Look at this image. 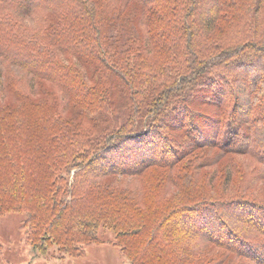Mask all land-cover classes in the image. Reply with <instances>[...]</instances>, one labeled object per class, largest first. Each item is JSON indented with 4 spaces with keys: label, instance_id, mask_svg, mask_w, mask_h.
<instances>
[{
    "label": "trees",
    "instance_id": "trees-1",
    "mask_svg": "<svg viewBox=\"0 0 264 264\" xmlns=\"http://www.w3.org/2000/svg\"><path fill=\"white\" fill-rule=\"evenodd\" d=\"M214 1L213 17L202 18L201 0H0V93L22 89L14 68L47 83L29 88L40 101L0 102L3 120L25 126L26 135L19 171L0 170V211L24 212L27 235L40 250L53 244L78 255L97 241L102 225L131 264H201L192 252L199 239L240 258L228 264H264V198L244 186L249 176L264 181V171L237 168L234 180L226 171L224 182L233 181L226 194L193 188L196 170L213 161L196 148L246 154L264 169V0ZM29 16H39L43 26L26 28ZM251 58L263 65L259 71ZM231 66L246 74L228 75ZM200 100L227 104L229 113L199 112ZM237 111L241 119L232 117ZM169 112L185 139L163 136L158 155L143 141ZM231 117L234 126L224 128ZM13 126L4 130L16 132ZM8 134H1L7 145ZM128 139L146 144L143 157L122 149L123 159L102 162ZM12 155L0 147L4 164L15 166ZM176 165L166 177L178 189L167 199L164 175L145 170ZM31 173L41 185L46 176L53 179L38 188L25 179ZM225 206L261 238L240 234L223 217Z\"/></svg>",
    "mask_w": 264,
    "mask_h": 264
},
{
    "label": "rangeland",
    "instance_id": "rangeland-1",
    "mask_svg": "<svg viewBox=\"0 0 264 264\" xmlns=\"http://www.w3.org/2000/svg\"><path fill=\"white\" fill-rule=\"evenodd\" d=\"M214 0H201L202 9L201 14L202 18H206L207 16L211 15L213 17V3ZM210 32H206V35L209 37ZM218 34L216 32L213 33ZM200 47V46H199ZM153 55V54H152ZM155 56H153L154 58ZM64 60L67 61L69 59V56H63ZM252 63L255 64L256 70L259 71V69L262 68V64L257 60V58H251L250 59ZM15 69V77H17L23 84L20 86L22 89L17 90L16 94L20 95V99H17L16 96L11 92L6 93H0V102L1 104L11 103L13 105L16 104H25L28 105L34 100H41L42 95H36L37 93L35 91H31L29 88L32 85L34 88L39 87L38 85L45 86L47 83L45 81H39V79L32 78L31 74L26 72L25 70L14 68ZM226 73L232 76H239L243 77L244 74H246L245 70H243L240 67H229L226 71ZM20 77L23 78V81ZM241 78L236 79V84L239 88L238 94L241 95L240 103L242 104V107L245 105H248L247 96L245 95V88L242 89V82ZM246 84H248V80L246 81ZM248 87V85H247ZM24 91V94L22 92ZM235 91V90H233ZM18 100V101H17ZM20 100V101H19ZM203 100H200L195 105L196 108L199 110V112L208 113L215 116H222L224 115L223 109L229 113V108L227 104L224 108H219L218 106L211 105L209 103L201 102ZM21 104V105H22ZM240 112V111H239ZM237 112H231L232 117H235V119H241V114ZM228 118L226 120L225 127H232L234 126L235 122L234 120ZM164 121H162L161 128L156 129L154 132L149 133L143 142H147L148 145H152L153 148L149 149L148 151L153 152L156 150L158 155H160V147L162 146V137L165 135H169L175 140H183L185 139L183 135L180 133L179 130V124L180 121L178 118L175 119V116L173 113H167L165 114ZM174 119V121H173ZM201 122V125H206V122L203 121V119H198ZM16 124H7L5 120H3L2 116H0V147L2 146L3 149L6 151H10L14 158V164L15 166H11L7 159H5V164L0 160V170L4 171H13L20 169V161H21V146L22 143H24L23 139H25L26 135L24 133V127L25 126H13ZM13 126L15 129H18L16 132L12 130L5 131L4 129H7L6 127ZM183 127H186V124L183 125ZM2 132H13V135H7L9 139V144L7 145L5 143V139H2ZM5 137V138H6ZM128 139L122 146L123 147H114L112 151H108L106 155L103 156V163H113L117 160L123 159L122 156V149H125V151H132L135 152L139 150L136 154H139V158L143 157L144 149H142L143 146H146L145 143H137L138 139L132 140ZM7 141V140H6ZM176 146L175 143H172L170 146ZM157 146L156 149L154 147ZM8 147V148H7ZM130 148V150L127 149ZM148 148V147H147ZM170 150V147H169ZM196 154L203 155L206 159L205 161H212V163L206 167H203L201 169L196 170L195 173V183H193V188L200 189L203 194L209 195V194H220L224 193L226 194V187H229L232 185L233 181L228 180V184L224 179V176L226 174V171H229L232 175H234L233 180L235 179V176L239 178V175L235 173L237 168H246L248 170L252 169H260L261 171H264L263 166L258 162L255 161L252 157L246 155V154H223L221 153L217 148L215 147H201L196 148L194 151ZM165 153V151L163 152ZM261 154H264L263 152H260ZM146 158V157H145ZM218 160V162L214 163V161ZM29 165H27L28 169L35 168L34 162L29 161ZM101 163V162H100ZM8 164V165H7ZM154 167V166H153ZM148 168L145 170V175H150L151 170L159 171V174L162 176L164 175L165 180L168 181L166 191L167 199L171 197V194L175 192L176 189L172 186V184L169 182V178L166 177L167 172H176V167L178 165L174 166L172 169L161 168L159 167L155 168ZM75 168H73L71 171L73 172ZM248 175V174H247ZM28 179L29 184L32 186H37L40 188L44 183H47L53 179L52 176H46L45 179L42 182V185L39 184L35 180V176H32V173L29 175H25V179ZM238 181V180H237ZM224 182V183H223ZM244 186H247V193L250 195H253L254 198L256 197H262L264 198V181H262L261 177L256 176H249L248 181L244 179ZM45 187V186H44ZM232 193L234 192V189H228ZM237 190V188H236ZM216 192V193H215ZM194 195V192L192 193ZM3 202L6 200H9L5 197V199L1 198ZM11 201V200H10ZM230 208L228 206H225L223 209V217L230 223L235 225L237 231L240 232V234L245 235L248 238L257 237V239L261 238V234L255 230L254 227H252L249 224H244V217L242 214L238 213L239 217L237 215L229 214L233 213L232 210L227 212V209ZM24 212H2L0 211V241L2 242V264H131L128 260V257L125 255L123 250L120 249V246L117 244V241L115 239V235L113 231L105 226H99L96 230L97 234V241L91 242L83 245V252L74 255V252L72 253H64L63 251L59 250L57 247H55L53 244L50 245L45 251L39 249L38 244H34L31 239L29 238V235L31 234V231H28V225L24 222ZM210 220V219H209ZM215 225V224H214ZM29 232V233H28ZM27 233L29 235H27ZM191 231L189 229L185 230L182 234L184 235L182 238L185 242L189 241V238H186L187 235H189ZM27 235V237H26ZM185 237V238H184ZM178 240L181 238L177 237ZM199 239V238H198ZM201 242L197 243V241H194L193 244L196 245V248H193L192 252L195 255V258L193 260L200 259L201 264H228L229 260H237L240 258H236L234 255L227 254L226 251L222 250L221 248H215L214 246L205 243L204 240L199 239ZM258 243V242H257ZM0 244V245H1ZM222 258V260H221ZM196 264H199L196 262Z\"/></svg>",
    "mask_w": 264,
    "mask_h": 264
},
{
    "label": "clouds",
    "instance_id": "clouds-1",
    "mask_svg": "<svg viewBox=\"0 0 264 264\" xmlns=\"http://www.w3.org/2000/svg\"><path fill=\"white\" fill-rule=\"evenodd\" d=\"M25 26L29 30H36L37 27L43 26V22L40 20L39 16H37L35 19L32 16H29L25 21Z\"/></svg>",
    "mask_w": 264,
    "mask_h": 264
}]
</instances>
